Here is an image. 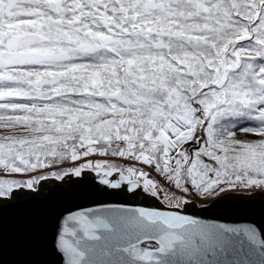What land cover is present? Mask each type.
I'll return each mask as SVG.
<instances>
[{"label":"snow or ice","instance_id":"obj_1","mask_svg":"<svg viewBox=\"0 0 264 264\" xmlns=\"http://www.w3.org/2000/svg\"><path fill=\"white\" fill-rule=\"evenodd\" d=\"M66 162L78 166L0 179V200L91 173L174 209H69L54 243L66 264H94L87 242L129 227L165 230L190 264H224L242 238L186 219L188 200L137 165L185 194L264 187V0H0V173Z\"/></svg>","mask_w":264,"mask_h":264},{"label":"water","instance_id":"obj_2","mask_svg":"<svg viewBox=\"0 0 264 264\" xmlns=\"http://www.w3.org/2000/svg\"><path fill=\"white\" fill-rule=\"evenodd\" d=\"M70 177L49 178L38 184L37 191L21 188L10 199L0 200V264H66L65 255L54 243L59 220L70 214L69 209L78 212L108 203L135 212L152 207L161 210V215L174 210L142 190L135 191L140 195L135 199L124 190L100 185L94 175L74 182L72 191L54 189L45 198L35 194ZM22 191L32 195L19 199ZM178 211L186 219L223 226L232 230L230 235L242 238L235 250L222 257L224 264H264V192H232L207 207L199 208L192 201ZM165 234L162 229L129 227L110 237L102 234L86 247L93 250L90 258L94 264H190L178 246L163 247Z\"/></svg>","mask_w":264,"mask_h":264},{"label":"rangeland","instance_id":"obj_3","mask_svg":"<svg viewBox=\"0 0 264 264\" xmlns=\"http://www.w3.org/2000/svg\"><path fill=\"white\" fill-rule=\"evenodd\" d=\"M189 147H192V145H189ZM89 160H102L104 158L101 157H89L87 158ZM86 161H81L78 163H83ZM115 162L120 163V164H125V161L123 160H116ZM77 164L73 163H64L58 166H54L51 169H41L36 173H31V174H11V175H5L3 173H0V179H18V180H28L32 179L36 176L40 175H48L51 177V173L53 171L56 172H62L66 169H70L72 167L78 166ZM138 167L143 168L144 171L148 172L150 174V178L154 179L162 189H164L167 193L175 195L177 197H183L184 199L187 198L188 202L195 201L197 204H202V205H209L211 204L214 200H217L220 198L221 195H225L228 193H244L250 195L251 193L254 192H264V187H257V186H250V187H245L244 185H219L216 190H214L211 194H200L197 193L195 189L191 187V191L188 192L187 194L183 193L181 190H178L174 187V185L168 183L166 179L162 178L159 174H157L153 169L148 168L147 166L143 165H137ZM190 187V185H189ZM223 189V191H221ZM28 190V189H27ZM34 191L38 190V185H36L33 189ZM174 190V191H173ZM222 192L220 195L217 197H213L216 193ZM163 196L164 192L161 193V196L159 199L161 202L163 201ZM164 206L169 207L168 204L163 203ZM180 209L184 210V204L180 205Z\"/></svg>","mask_w":264,"mask_h":264},{"label":"flooded vegetation","instance_id":"obj_4","mask_svg":"<svg viewBox=\"0 0 264 264\" xmlns=\"http://www.w3.org/2000/svg\"><path fill=\"white\" fill-rule=\"evenodd\" d=\"M90 176H93V175H90ZM90 176H83L82 178H75L74 176L73 177H70L68 179H66V181H64V183H60L58 181L55 182V186L52 187L51 189H47L45 191H42V192H37L35 193L36 195L38 196H41L43 198H45L50 192H52L54 189H61L63 192H66V191H72V184L74 182H76L77 180H81L83 178H88ZM94 178H96L94 176ZM117 190H124L125 192H127L130 196H132L133 198L137 199V198H140V195L135 193V192H129L127 191V187H122L120 189H117ZM32 194H28V193H24L23 191L20 193V196H19V199H25L29 196H31Z\"/></svg>","mask_w":264,"mask_h":264},{"label":"trees","instance_id":"obj_5","mask_svg":"<svg viewBox=\"0 0 264 264\" xmlns=\"http://www.w3.org/2000/svg\"><path fill=\"white\" fill-rule=\"evenodd\" d=\"M239 138L241 139H253V137L251 135H245V134H239ZM54 167V166H53ZM52 168V167H51ZM50 168V169H51ZM49 170V168H48ZM39 171V170H38ZM37 171V172H38ZM189 187V186H188ZM191 191V186L189 187V192ZM222 192L216 193L213 197H217L218 195H220Z\"/></svg>","mask_w":264,"mask_h":264},{"label":"bare ground","instance_id":"obj_6","mask_svg":"<svg viewBox=\"0 0 264 264\" xmlns=\"http://www.w3.org/2000/svg\"><path fill=\"white\" fill-rule=\"evenodd\" d=\"M206 207L208 206V205H205ZM200 207H204V206H200Z\"/></svg>","mask_w":264,"mask_h":264},{"label":"built area","instance_id":"obj_7","mask_svg":"<svg viewBox=\"0 0 264 264\" xmlns=\"http://www.w3.org/2000/svg\"><path fill=\"white\" fill-rule=\"evenodd\" d=\"M200 205H202V204H200Z\"/></svg>","mask_w":264,"mask_h":264}]
</instances>
